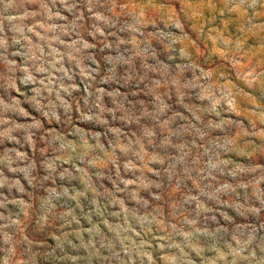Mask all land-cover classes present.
<instances>
[{
    "label": "clouds",
    "instance_id": "clouds-1",
    "mask_svg": "<svg viewBox=\"0 0 264 264\" xmlns=\"http://www.w3.org/2000/svg\"><path fill=\"white\" fill-rule=\"evenodd\" d=\"M0 264H264V0H0Z\"/></svg>",
    "mask_w": 264,
    "mask_h": 264
}]
</instances>
